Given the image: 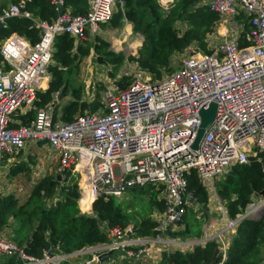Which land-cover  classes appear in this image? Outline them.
Listing matches in <instances>:
<instances>
[{
	"label": "built area",
	"instance_id": "built-area-1",
	"mask_svg": "<svg viewBox=\"0 0 264 264\" xmlns=\"http://www.w3.org/2000/svg\"><path fill=\"white\" fill-rule=\"evenodd\" d=\"M173 1L158 0L163 14ZM49 2L57 11L51 21L25 9L24 0L0 8V22L25 17L38 34L34 43L17 33L0 41V179L5 154L13 155L31 142L43 143L58 157L57 176L64 180V172L79 174L77 202L82 213L89 214L99 196L120 199L132 188L148 186L159 190L157 199L164 208L154 218L157 235L138 236L130 224L122 228L102 222L100 229L107 241L73 254L50 246L41 257H35L0 231V257L13 256L19 264H59L85 256L89 258L73 264H105L100 256L117 251L119 261L148 264L150 260L143 254L153 243L175 242L166 237V231L172 225L183 226L186 206L195 200L187 191L191 170L210 194L216 190L215 178L235 164H247L251 157L261 160L258 154L264 155V0H199L198 5L217 15L211 34L220 38L209 42V52L190 44L172 55H180L177 68L166 74L163 71L160 77L135 74L127 86L107 88L99 111L76 114L70 121L52 110L59 90L44 106L35 105L37 91L52 79L49 66L55 41L63 34L74 41L98 35L101 24L111 19L122 1L88 0L84 14H72L65 0ZM241 38L247 44L240 46ZM211 103L216 105L215 117L194 149L191 145L201 123L200 111ZM24 108L34 110L27 124L14 118ZM60 198L58 195L52 202ZM85 198L90 199L86 210L81 208ZM248 206L234 221L227 218V229L245 217L254 219L252 215L264 206V196ZM224 232H204L202 238L183 243L193 246L214 240L221 254L217 264H223L233 237H225Z\"/></svg>",
	"mask_w": 264,
	"mask_h": 264
},
{
	"label": "trees",
	"instance_id": "trees-1",
	"mask_svg": "<svg viewBox=\"0 0 264 264\" xmlns=\"http://www.w3.org/2000/svg\"><path fill=\"white\" fill-rule=\"evenodd\" d=\"M19 1V0H12ZM118 3L111 19L108 21L112 27H121L127 20L132 24L134 32L143 36V41L136 56L128 55L127 59L134 61L138 68L160 77L162 72L169 69L171 57L174 53L182 52L192 42H197L201 50L209 52L204 41L205 35L212 31L217 15L206 6L198 5L199 0H176L168 15L160 12L157 0H121ZM25 9L43 20L51 21L57 16V11L49 0H24ZM72 14H84L88 10V0H65ZM181 19L187 27L180 34L175 29L174 23ZM12 33L25 36L30 43L37 38V29L28 18L13 16L0 22V41ZM247 44L244 38L239 40V45ZM55 50L52 55L53 63L49 66L52 79L44 91H38L37 107L44 106L53 98V93L60 91L66 93L67 75L72 68H76L82 57L88 55L89 48L81 43L77 45L72 37L60 35L55 41ZM76 47V49H75ZM102 47V45H100ZM98 46H95L97 50ZM75 49V51H74ZM111 53V52H110ZM123 54L113 56L115 69L122 63ZM3 60L0 54V63ZM172 69V68H171ZM169 71V70H168ZM132 79L123 77L118 81L120 87L127 86ZM45 86V85H44ZM74 99L69 101L62 109V119L70 121L76 113L85 110L94 112L99 107V101H79L78 94L74 91ZM34 110L22 115V123L27 124L26 117L33 115ZM261 160L251 157L247 164H235L231 167L226 178L217 182V194L225 201L226 211L231 219L242 213L252 201V196L264 187V155ZM27 164L19 163L12 167L11 173L17 174L26 171ZM79 184L73 182L60 186L54 176L41 177L32 187L27 201L19 203L14 195H0V231L4 229L9 218L16 222L12 237L24 246L27 254L41 257L44 250L50 246H58L64 254L73 253L83 247L106 242L105 233L100 229L102 222L109 226L126 227L133 225V232L138 236L157 235L156 221L147 216L135 222H130V216L114 197H97L91 204L89 214H84L78 207ZM147 188V189H146ZM146 188H132V193L149 195V202L158 210H163V203L156 198L153 186ZM187 191L197 201L198 211L205 217L208 208V191L197 177L196 171L191 170L187 175ZM61 197L53 202H47L54 197ZM32 199H36L31 202ZM89 198L81 202V208L88 209ZM205 209L202 210L200 207ZM183 226L179 230L166 233L171 238L189 237L200 238L201 222L196 218L192 205L186 206ZM25 232L22 238L20 232ZM31 231L30 239L25 241L27 233ZM14 240V241H15ZM22 241V242H21ZM264 244V213L257 219L243 218L236 228L231 242L226 251L223 264H264L259 256V247ZM214 240L204 244H195L191 251L163 250L159 262L155 264H216L221 260V254L213 259ZM137 250V246H132ZM0 264H19L15 257H0ZM59 264H69L63 260ZM122 264H133L125 260Z\"/></svg>",
	"mask_w": 264,
	"mask_h": 264
},
{
	"label": "rangeland",
	"instance_id": "rangeland-1",
	"mask_svg": "<svg viewBox=\"0 0 264 264\" xmlns=\"http://www.w3.org/2000/svg\"><path fill=\"white\" fill-rule=\"evenodd\" d=\"M157 3H158V0H157ZM175 3H176V0L173 1V3L169 6L168 10L164 14L160 10L162 15L163 16L168 15L171 8L174 7ZM158 5H159V3H158ZM116 8H117V6H116ZM116 8H115V10H116ZM125 22H128V21L125 20L124 23ZM103 26L104 27H102V25H101V32L98 35L102 36L105 40H108L109 43L101 40L100 44L102 45V47L99 48V50L93 51V49L90 48L89 55L83 57L80 60L78 66L76 68L74 67L71 69V71L69 72V74L66 77V79H67V82H66L67 91L65 93V96L62 97V103L66 101L65 98L71 99L72 97H75L74 91H76L78 94L79 101H85V100L86 101H92L94 99H97L99 101V104H101L104 93L107 90V88L119 86L118 81L121 80L123 77H125L126 74L129 75L130 78H134L135 74L140 75L141 73L142 74L147 73V71H143V70L141 71V69H139L138 66L136 67L134 61L127 59L128 55H135L136 49H137L136 44L140 39L139 36H136V34H134V33L129 34V36H126V34L123 32L124 26L114 30L108 21L105 22L103 24ZM174 26H175V29L177 30V32L181 34L183 32V30H185V28L187 27V23L184 20L178 19L175 21ZM212 30H213V28H212ZM211 32H208L204 38L207 49L209 48V45H208L209 42L215 43L216 40H218L220 38L217 33L211 34ZM98 35H96V36H98ZM96 36H92V38L89 41L86 40L87 43L84 42L82 44H84L85 47L86 46L91 47L93 45L94 37H96ZM191 44L192 45H190V46H194V47H196V49L200 48L199 44L195 41L192 42ZM118 53H122L124 57H123L122 63L117 66V69H115L116 66L113 63L112 58H113V56H116ZM97 56H101V62H98ZM179 58H180V55H178L176 58L171 57L169 69L165 70L164 74L168 73L173 68H177L179 66ZM47 154H49V153H47ZM40 161L41 160L38 156L33 155L31 159L27 160V168L28 169L26 171L20 173L19 175L15 176V179L13 181H11V180L8 181L10 183V186L13 187V189H14L13 193L15 194L14 196L17 198L19 203L20 202L23 203V202L28 200V198L30 197L31 189H32L33 185L37 182V180L39 178H41V176H48V175L54 176V178H56V180L60 186L72 184L73 182L77 181L79 178L78 173H71V172L65 173L64 172V175H65L64 180H62L61 177H59V179H57L56 175H58V173L56 171L57 164H56L55 159L53 160L52 163H49V165H51L49 167H47L48 163H47V166L45 167L44 165L39 163ZM41 167L43 168V175H41L39 177L35 176L36 171ZM228 172L223 173L221 176L214 179V185H215L216 190L214 192L212 191L210 193L211 197L214 198L213 202L216 204L217 207H219L217 213H213L211 215L207 214L208 216L205 215V217H203V215L198 210L195 209V216H199L201 214L199 219H198V220H200L201 223L202 222L204 223L207 221L208 218H211V219H216V220L219 219V220H217L219 222L223 220V224L226 225V223H227V225H228L229 220L225 217V215L222 214V210H226V205L225 204L223 205V202H225V201H222L221 198L218 196L217 186H216L217 182L220 183L221 180L226 178ZM66 175H68L67 182H65L67 179ZM86 186H89V185L87 184ZM18 188H20L21 190H18ZM84 189L86 190L87 188L84 187ZM153 189L156 191V193H155L156 198H158L159 197V194H158L159 190L156 189L155 187H153ZM128 192H129V190L127 191V193ZM256 194H257V196L255 194L252 196V201L250 202V204L253 202L255 203V202L259 201L260 196H261L260 192H258ZM149 195L150 194H148V193H145V194H137L136 193L135 194V193L130 192V193H128V195L126 197H122L120 199H116V198H114V199L117 202H119L121 204V206L129 214L130 222L131 221L135 222L136 220H139L142 217L149 216L151 218H154L157 216L156 213L154 214V206L152 205L151 202H149ZM208 196H209V194H208ZM35 200L36 199H32L31 202H33ZM250 204H248V205H250ZM248 205H247V207H245L243 213L248 210V207H249ZM222 206L224 208H222ZM83 209L85 210V208H83ZM263 213H264V206L261 207L255 215H252V216L254 217V219H257V217L259 218ZM241 214L242 213H240L239 215H241ZM249 217H251V216H249ZM228 218H229V216H228ZM245 218H247V217H245ZM184 219H185V217H184ZM225 220H226V223H225ZM234 220H232V221H234ZM130 225H132V223H130ZM181 228H182V226L172 225V226H170L169 230L174 231V230H179ZM236 228H237V225L228 227V229L226 226L224 228H222V229H225V232H224L225 237L229 238L230 235L235 234ZM201 230H202V224H201ZM3 231H4L3 234L6 237H8L12 240H15L13 237H11L12 230H9L8 226H7V228L3 229ZM24 234H25V232L21 231L19 233V237L22 238L24 236ZM202 236H203V234L200 236V238H202ZM166 237L171 238L170 236H168V234L166 235ZM171 239H173L175 242L167 244V245L161 243L163 245L162 250H164V249H166V250L179 249V250L183 251V250H185V245H186L183 242L190 241L194 238L182 239L180 237H174ZM15 242H17L19 245H21L20 242H18L17 240H15ZM117 256H118L117 251H113L109 257L105 258V261H106L105 264H122L125 261V259H123L122 261H117ZM157 256H158V252H157ZM259 256H261L262 259L264 260V244L263 243L259 247ZM86 258H89V257H85V256H82L80 258L70 257L68 262H69V264H73V262L79 263ZM150 260L151 261L148 264H155L154 262H152L153 259H150Z\"/></svg>",
	"mask_w": 264,
	"mask_h": 264
},
{
	"label": "crops",
	"instance_id": "crops-1",
	"mask_svg": "<svg viewBox=\"0 0 264 264\" xmlns=\"http://www.w3.org/2000/svg\"><path fill=\"white\" fill-rule=\"evenodd\" d=\"M12 2H14V1H12V0H0V8L1 7H3V6H7V5H9L10 3H12ZM16 2V1H15ZM67 7V6H66ZM67 9L70 11V8L69 7H67ZM104 24V23H103ZM103 24H101L102 25V27H104L103 26ZM122 26H124V33L126 34V36H129V34H136V36H139V41L137 42V44H136V46H137V49H136V53H135V55H132V56H136L137 55V51H138V49L140 48V46H141V44H142V41H143V36L141 35V34H139V33H136V32H134L133 31V29H132V24L131 23H129V22H125ZM121 26V27H122ZM118 28H120V27H113V29L114 30H116V29H118ZM104 33V32H103ZM90 35V34H89ZM87 35V37H86V39L83 41V40H80V41H74L75 42V44L77 45L78 43H84V42H86V40L87 41H89L91 38H92V36L90 35ZM99 36V35H98ZM96 36V37H94V41H93V45L91 46V47H89V46H86V47H88L89 48V52H90V48H92L93 49V51L95 50L96 51V49H95V46H98L99 45V48H101L100 47V41L101 40H103V41H106V42H108L109 43V41L108 40H105L102 36ZM115 40V39H114ZM87 43V42H86ZM83 46H84V44H82ZM135 46V47H136ZM85 47V46H84ZM99 48L97 49V50H99ZM75 49H76V47H75ZM75 49H74V51H75ZM91 49V50H92ZM88 55H89V53H88ZM87 56V55H86ZM85 57V56H84ZM83 58V57H82ZM81 58V59H82ZM80 62V61H79ZM79 62H78V64H79ZM78 64H77V66H78ZM76 66V67H77ZM135 66L137 67V64L135 63ZM142 71V70H141ZM144 71V70H143ZM49 83V82H48ZM48 83L45 85V86H43L41 89H39L38 91H44L47 87H48ZM37 91V92H38ZM65 96V94H61L60 93V91H59V95H58V98H59V100H58V103H57V105H54L53 106V112H54V114L56 115V114H58L60 117L62 116V109H63V107L69 102V101H71V100H73L74 99V97H72L71 99L70 98H65L66 99V101L65 102H63L62 103V97H64ZM53 97H54V93H53ZM53 99V98H52ZM86 101V100H85ZM93 101V100H92ZM86 102H91V101H86ZM100 107H101V104H99V107H98V111L100 110ZM96 110V111H97ZM29 111H31L30 109H26V108H24V109H21V110H19V111H17L16 112V114L14 115V118H15V120L17 121V122H19V123H22V118H21V116L22 115H25V114H27ZM85 111H89V110H85ZM84 111V112H85ZM76 114H79V113H76ZM75 114V115H76ZM33 115H34V113H33ZM33 115L31 116V118L30 117H26L25 119H26V121H31L32 119H33ZM74 115V116H75ZM73 116V117H74ZM61 119H62V117H61ZM63 120V119H62ZM46 149V150H45ZM47 153H49V154H47ZM33 155H36V156H38L39 158H40V164H42V165H44L45 167L47 166V163H48V166L47 167H49V166H51V165H49V163H52L53 162V160L55 159V161H56V164L58 163V157H57V155L53 152L52 153V151L49 149V147L47 146V145H44L43 143H28L27 145H26V147H24L22 150H19L17 153H15V154H13V155H11V154H5L3 157H2V159H1V163H2V165H3V167H4V173H3V175H2V178L0 179V195H15L14 193H13V187L12 186H10V183L8 182L9 180H11V181H13L14 179H15V176H17V175H19L20 173H22V172H20V173H17V174H12L11 173V169H12V167H14V166H16L17 164H19V163H25V164H27V160H29V159H31L32 158V156ZM53 166V165H52ZM42 171V172H41ZM36 174V175H35ZM34 175L35 176H41V175H43V168L41 167V168H39L37 171H36V173H35ZM57 176V175H56ZM41 177H44V176H41ZM40 179V178H39ZM38 179V180H39ZM37 180V181H38ZM33 181V180H32ZM3 186V187H2ZM28 187V186H27ZM18 190H21L20 188H18ZM131 192V189L129 190V192L128 193H130ZM128 193H126L125 195H124V197H126L127 195H128ZM213 196V195H212ZM257 196V195H256ZM213 199L214 198H212L211 197V194H209V196H208V203H207V208H208V211H207V214L208 215H211V214H213V213H217V211H218V209H219V207H217L216 206V204L213 202ZM53 200V199H52ZM52 200H50V199H48L47 200V202H52ZM20 203H22V202H20ZM225 204V202H223V205ZM154 206V214L155 213H158L160 210H158V208L155 206V205H153ZM192 206H193V210L195 211V209L196 210H198V208H199V205H198V203L196 204V205H193L192 204ZM222 208H224L223 206H222ZM206 214V216H208ZM222 214L223 215H225V217L226 218H228V215H227V213L226 214H224V212H223V210H222ZM201 215V214H200ZM200 215L198 216V219H199V217H200ZM155 218V217H154ZM153 218V219H154ZM196 218H197V216H196ZM217 220H219V219H217ZM216 219H211V218H208L207 219V221L206 222H202V233H201V235L203 234L204 235V232H207V234H209V235H213L214 233H216L217 231H219V230H221L222 228H224L226 225L225 224H223V220L222 221H217ZM225 223H226V220H225ZM227 224V223H226ZM7 226H8V228H9V230H12V234H11V237H12V235H13V230L15 229V226H16V222L14 221V219L13 218H9V220H8V222H7V224L4 226V229L5 228H7ZM2 233H4V231L2 230L1 231ZM10 232V231H9ZM30 235H31V231H29L28 233H27V235H26V238H25V240H24V242L25 241H27V240H29L30 239ZM234 235V234H233ZM189 238H192V237H189ZM187 239V238H186ZM186 243L188 242V241H185ZM161 247H160V246ZM162 244H159V243H153V244H151L150 246H149V249H148V252L146 253V255H143L144 257H146V260H150V259H153V261L152 262H154V263H157V262H159V260H160V258H161V252H162ZM192 245H189V244H186L185 245V250H183L184 252L185 251H191L192 250ZM157 252H158V256H157ZM117 261H119V256H117ZM151 261V260H150ZM263 262V261H262Z\"/></svg>",
	"mask_w": 264,
	"mask_h": 264
},
{
	"label": "water",
	"instance_id": "water-1",
	"mask_svg": "<svg viewBox=\"0 0 264 264\" xmlns=\"http://www.w3.org/2000/svg\"><path fill=\"white\" fill-rule=\"evenodd\" d=\"M97 60H98V62H101V56H97ZM215 111H216L215 103H211L208 106V108L202 109L200 111L201 123H200V126H199L198 130H197V133H196V136H195V138L193 140V143L191 145L192 148L197 149L198 143H199V141H200V139H201V137H202V135H203V133L205 131V128L212 122V120L215 117ZM126 178H128V176H126ZM57 179H59V176H57ZM260 195L264 196V187L260 191ZM192 204L196 205L197 201L196 200H192ZM200 208L202 210L205 209L203 206H201ZM218 250H219L218 246L216 245L215 248H214L213 256H212L213 259L217 256ZM110 255H111V252H106V253H104V254H102L100 256V259L104 260L105 258L109 257Z\"/></svg>",
	"mask_w": 264,
	"mask_h": 264
}]
</instances>
